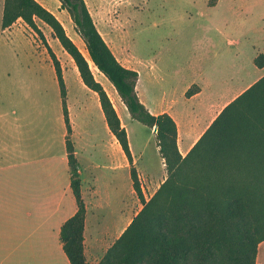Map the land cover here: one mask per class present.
Segmentation results:
<instances>
[{
  "label": "crops",
  "instance_id": "crops-1",
  "mask_svg": "<svg viewBox=\"0 0 264 264\" xmlns=\"http://www.w3.org/2000/svg\"><path fill=\"white\" fill-rule=\"evenodd\" d=\"M36 1L60 21L67 36L81 51L84 43L76 38L74 25L67 12L59 9L58 0ZM2 5L1 2V8ZM35 24L61 65L71 141L85 205L83 253L87 262L98 263L142 209V204L134 192L133 198L121 195L124 187L129 192L131 164L107 126L97 94L82 83L73 60L53 37L52 30L39 19H35ZM94 24L116 60L124 68L137 72L135 91L147 111L152 115L166 113L175 122L181 156L188 153L228 103L264 75V67L258 68L253 63L258 55H264V47L251 46L247 65L250 67L252 63L251 66L261 72L258 77L241 83L225 82L218 77L224 74L220 70L217 79L211 72L210 79H206L199 71L198 81H186L178 94L176 74L162 58H137L122 47L116 52L115 44L108 41L107 35L104 36ZM4 34L11 40L25 35L30 50L23 70L25 76L19 72H16L19 75L0 72V173L10 171L16 196L9 203L0 199V220L7 221L4 229H0V252L10 253V264H69L60 242V228L76 212V203L70 189L66 125L57 78L46 46L21 19L5 30L0 28V36ZM177 60L180 62L178 67L184 71L192 66L191 61L182 56ZM88 62L127 133L132 166L148 201L153 194L148 198L144 188L158 189L166 178L155 129L147 127L148 135L139 142L135 153L128 126L130 121L136 120L130 117L111 83ZM249 67L244 68L240 63L234 65L232 74L240 80ZM193 85L198 90L187 97L185 94ZM206 90L209 92L205 95ZM151 143L153 152L149 154L147 149ZM154 162L160 167L157 179L149 174V167ZM19 221L26 224L18 225Z\"/></svg>",
  "mask_w": 264,
  "mask_h": 264
},
{
  "label": "trees",
  "instance_id": "trees-1",
  "mask_svg": "<svg viewBox=\"0 0 264 264\" xmlns=\"http://www.w3.org/2000/svg\"><path fill=\"white\" fill-rule=\"evenodd\" d=\"M82 39L86 59L60 21L36 0H3L2 30L21 19L37 34L50 56L66 125L65 149L76 212L60 228L69 264H255L264 242V75L228 103L185 156L177 148V127L166 113L150 114L139 101L138 74L124 68L98 32L84 0H58ZM217 0H211L214 6ZM51 30L73 60L82 83L97 94L107 126L130 161V179L142 209L98 263L83 253L85 205L71 141L66 88L59 60L35 24ZM90 61L111 83L133 120L155 129L166 178L145 200L132 166L128 137ZM264 67V55L254 61ZM192 86L186 96L197 92Z\"/></svg>",
  "mask_w": 264,
  "mask_h": 264
},
{
  "label": "rangeland",
  "instance_id": "rangeland-1",
  "mask_svg": "<svg viewBox=\"0 0 264 264\" xmlns=\"http://www.w3.org/2000/svg\"><path fill=\"white\" fill-rule=\"evenodd\" d=\"M84 1L93 22L104 36L107 35L108 41L115 44L116 52L117 48L119 52L122 47L137 58L159 56L165 65L173 68L178 94L186 81H198L199 71L206 79H210V72L217 79L220 70L224 74L219 75V79L238 83L256 78L261 73L251 66L252 63L250 67L247 65V58L252 53L251 46L264 47V0H217L214 6L209 5L211 0ZM1 2L3 0H0V26L3 9ZM78 36L76 38L82 42ZM26 40L25 35L14 40L6 34L0 36V72L7 71L13 75L19 72L25 76L23 70L27 66L30 50ZM227 41L231 44L227 45ZM84 56L88 58L87 52ZM180 56L191 61L192 66L188 71L178 67L180 62L177 59ZM239 63L244 68H250L240 80L233 76L231 69ZM208 92L206 90L205 95ZM125 114L128 116L127 112ZM129 123L130 142L136 153L139 142L148 135L147 127L137 121ZM147 152H153L152 143ZM149 169L150 177L152 175L157 179L160 175L159 164L151 163ZM122 189V196L134 197L131 183L129 192L126 187ZM156 190L144 188L148 198ZM15 197L10 171L0 173V199L9 203ZM22 214H25L24 211ZM5 224L7 221L0 220V229L3 230ZM22 224L25 225V221H19L18 225ZM256 261L264 264V242L259 245ZM0 264H10V253L0 252Z\"/></svg>",
  "mask_w": 264,
  "mask_h": 264
},
{
  "label": "bare ground",
  "instance_id": "bare-ground-1",
  "mask_svg": "<svg viewBox=\"0 0 264 264\" xmlns=\"http://www.w3.org/2000/svg\"><path fill=\"white\" fill-rule=\"evenodd\" d=\"M81 48H83V47H81ZM83 49H84V48H83ZM83 49L81 50V52L84 53V55H85V54H86V51L83 50Z\"/></svg>",
  "mask_w": 264,
  "mask_h": 264
}]
</instances>
